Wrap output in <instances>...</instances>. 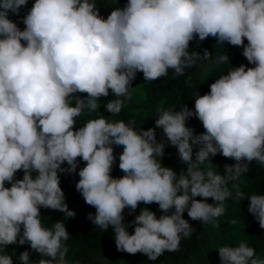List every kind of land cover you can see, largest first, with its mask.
<instances>
[{
    "label": "clouds",
    "instance_id": "clouds-1",
    "mask_svg": "<svg viewBox=\"0 0 264 264\" xmlns=\"http://www.w3.org/2000/svg\"><path fill=\"white\" fill-rule=\"evenodd\" d=\"M28 2L0 0V253L27 243L43 257L38 264H67L68 229L63 221L44 227L40 209L75 217L60 176L77 173L78 158L85 166L76 190L96 209L88 219L102 231L113 230L118 251L150 261L177 251L192 235L185 211L208 224L224 214L233 191L235 200L246 199L237 182L253 161L264 165V0H128L106 19L95 0H35L21 30L10 13L19 16ZM197 37L243 48L253 67L232 66L208 93L195 94L194 110H162L154 128L138 132L135 121L110 122L100 114L75 130L77 118L97 112L109 90L115 99L105 107L119 114L137 73L146 81L169 69L182 76L197 61L212 59L208 49L190 51ZM214 62L229 63V57L218 55ZM193 117L203 133L187 126ZM157 128L187 166L179 175L161 162L167 144L157 141ZM114 146H122L120 178L111 175ZM217 155L236 161L224 166V175L201 167ZM247 199L264 229V195ZM141 203L157 204L163 215L144 207L129 234L125 209L135 212ZM218 253L221 264H264L245 242ZM30 255L20 254V264H33ZM0 264H13L12 256L0 255Z\"/></svg>",
    "mask_w": 264,
    "mask_h": 264
},
{
    "label": "trees",
    "instance_id": "trees-1",
    "mask_svg": "<svg viewBox=\"0 0 264 264\" xmlns=\"http://www.w3.org/2000/svg\"><path fill=\"white\" fill-rule=\"evenodd\" d=\"M35 0H29L26 7H22L19 16L10 13L12 19L23 30L24 24L22 18L31 9ZM100 10L101 16L105 19L110 15L111 11L120 7L123 8L128 0H95ZM245 44L247 40L245 39ZM208 49L212 59L197 61L194 67L185 69V74L177 76L174 70L169 69L168 75L154 81H146L143 73H137L132 85H142L148 96V103L144 108L136 111L130 110L125 101L119 114L112 115L106 109L108 101L115 99L111 94L108 97H101L99 103L100 109L97 112L85 113L77 118V126L75 130L89 120L98 118L100 114L109 119V121L117 122L120 120L135 121V130H148L155 127L157 114L165 109H173L179 111L186 105L189 109L194 110L195 94L204 95L210 91V85L215 82L219 76L226 74L233 67L249 64L242 55L243 48L232 46L225 43L218 45L215 38L209 37L204 41H199L197 37L190 42V51H198L203 54V50ZM218 55H228L229 63L217 66L215 58ZM81 98H86L84 94H79ZM72 106H75L73 103ZM187 126L195 129V134H201L205 130L202 123L195 117L189 119ZM156 138L158 142L167 144L164 156L162 158L163 166L172 168L179 175L182 171H186V165L182 164L178 150L172 147L162 129H156ZM198 147H194V152L198 151ZM122 152V146H114V155L116 162L113 166L111 175L113 178H120L124 173L119 169V155ZM79 160L77 173H62L61 188L65 194V202L70 211L76 213L75 217L66 218V213L51 209L41 208L42 223L44 227L51 228L55 222L63 221L69 232V239L63 243L68 248L66 255L67 264H221L218 249L223 246L238 247L241 242H245L248 246L255 249V254L260 259H264V229H261L259 223L251 214L249 220L242 219V209L244 204L249 205L247 197L251 195H264V165L253 161L250 165V171L244 174L237 182L240 190L245 194L246 199L235 200V192L233 198H229L224 202L225 212L220 217L215 218L211 223L203 224L200 221L191 220L187 211L184 213V219L188 220L193 227L192 235L188 238H182L180 247L177 251H165L155 261H150L146 255L137 253L135 255L118 251L115 244L114 232L111 228L102 231L88 219L89 214L95 215L96 209L87 205L82 195L76 190V184L79 180L78 172L80 168L85 166V162ZM209 163H205L201 167L207 171L209 167L220 175H224V166L233 165L236 161L225 158L222 155L209 158ZM63 167H68L65 163ZM23 171L16 174L17 179L23 178ZM36 173H33L35 176ZM11 187L10 184L6 185ZM196 199H202L197 197ZM208 203H214L212 199H208ZM147 207L154 212L157 217L163 215L159 206L155 203L144 205L141 203L135 212L125 209V225L129 234H134V226L132 222L140 210ZM237 220L238 223L232 225L231 220ZM24 251L30 252V260L33 264L43 258L39 253L34 252L29 244L19 245L13 244L7 246L0 255H11L13 264H20L19 256Z\"/></svg>",
    "mask_w": 264,
    "mask_h": 264
},
{
    "label": "rangeland",
    "instance_id": "rangeland-1",
    "mask_svg": "<svg viewBox=\"0 0 264 264\" xmlns=\"http://www.w3.org/2000/svg\"><path fill=\"white\" fill-rule=\"evenodd\" d=\"M131 91V99L127 100L126 105L130 107V110L136 111L141 108H144L148 103V96L144 91V87L142 85H134ZM86 97L87 94H84ZM113 122V121H110ZM250 203V202H249ZM244 204L242 209V219L249 220L251 218V213L248 211L249 205Z\"/></svg>",
    "mask_w": 264,
    "mask_h": 264
}]
</instances>
